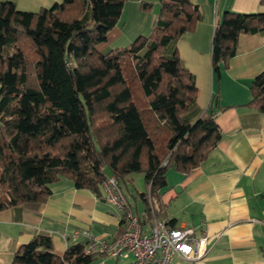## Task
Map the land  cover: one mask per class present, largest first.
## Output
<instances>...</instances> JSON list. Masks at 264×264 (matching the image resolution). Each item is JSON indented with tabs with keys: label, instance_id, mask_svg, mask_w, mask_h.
Returning <instances> with one entry per match:
<instances>
[{
	"label": "trees",
	"instance_id": "1",
	"mask_svg": "<svg viewBox=\"0 0 264 264\" xmlns=\"http://www.w3.org/2000/svg\"><path fill=\"white\" fill-rule=\"evenodd\" d=\"M125 2L56 0L48 9L22 12L0 1V211L37 209L51 195L48 185L61 179L104 200L106 177L121 190L139 173L144 221H150L147 197L159 201L167 171L192 172L216 146L220 74L240 35L264 33V12L218 16L210 43L216 90L210 105L197 111L194 77L175 43L202 19L199 7L158 0L148 33L100 52ZM152 7L140 4L143 12ZM248 88L244 106L264 113V69ZM84 246L76 242L57 255L50 236L38 233L18 246L11 264H91L97 255L85 254Z\"/></svg>",
	"mask_w": 264,
	"mask_h": 264
},
{
	"label": "crops",
	"instance_id": "2",
	"mask_svg": "<svg viewBox=\"0 0 264 264\" xmlns=\"http://www.w3.org/2000/svg\"><path fill=\"white\" fill-rule=\"evenodd\" d=\"M4 1V0H0ZM22 12L50 8L56 0H10ZM199 7L202 19L192 32L175 43L178 56L193 75L198 94L197 111L210 105L215 85L210 65V43L221 12H264L260 0H189ZM141 2L152 3L150 12ZM159 8L158 0H126L116 27L100 52L124 47L149 32ZM264 69V33L242 34L235 55L223 70L217 86L215 123L221 136L201 165L188 174L172 169L160 195L157 218L175 227H189L207 236V252L196 261L174 258L170 264H264V113L245 107L250 100L249 82ZM143 176L132 174L123 183V195L145 227ZM47 201L35 210L15 206L0 211V264H11L14 252L38 233L50 236L53 250L61 255L67 246L85 242L84 233L114 240L121 215L89 190H77L67 179L48 185ZM121 188V191H122ZM74 232L77 237L74 238ZM97 255L91 264H130Z\"/></svg>",
	"mask_w": 264,
	"mask_h": 264
},
{
	"label": "built area",
	"instance_id": "3",
	"mask_svg": "<svg viewBox=\"0 0 264 264\" xmlns=\"http://www.w3.org/2000/svg\"><path fill=\"white\" fill-rule=\"evenodd\" d=\"M104 200L124 219L122 232L114 240L99 239L84 233L85 254L103 255L114 261L131 259L130 264H170L174 258L196 261L207 252V236L189 227H169L155 217L160 212L156 199L147 197L152 220L145 227L140 217L131 211L113 176L102 183ZM74 232V238L77 237Z\"/></svg>",
	"mask_w": 264,
	"mask_h": 264
},
{
	"label": "rangeland",
	"instance_id": "4",
	"mask_svg": "<svg viewBox=\"0 0 264 264\" xmlns=\"http://www.w3.org/2000/svg\"><path fill=\"white\" fill-rule=\"evenodd\" d=\"M139 174V173H138ZM139 176L142 177V174H139ZM142 183H143V180H142ZM120 187L122 188L123 187V183H121ZM122 192H123V188H122ZM124 193V192H123Z\"/></svg>",
	"mask_w": 264,
	"mask_h": 264
}]
</instances>
